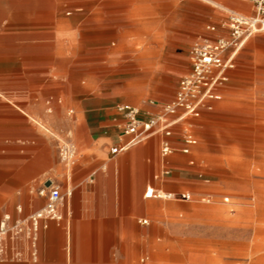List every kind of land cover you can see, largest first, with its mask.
I'll return each instance as SVG.
<instances>
[{
    "label": "crops",
    "instance_id": "1",
    "mask_svg": "<svg viewBox=\"0 0 264 264\" xmlns=\"http://www.w3.org/2000/svg\"><path fill=\"white\" fill-rule=\"evenodd\" d=\"M205 1L228 9L226 19L231 12L255 14L248 0ZM164 5L168 7L162 11ZM175 5L176 0H0V222L6 215L15 223L38 212L55 186L64 195L72 192L60 207L63 219L42 221L36 241L27 235L8 241L0 264H140L139 250L153 243L145 240V225L160 217L159 197L148 198L147 192L192 196L182 191L192 178L187 165H195L187 161L192 151L182 153L183 126L170 138L173 157H157L162 136L112 156L110 149L119 142L126 120L114 109L113 91L97 90L96 82L86 77L88 71H82L91 67L88 59H74V54L94 53L97 38L107 45L113 36H128L130 29L121 22L144 20L146 13L154 20L162 15L171 20ZM215 34L207 39L216 40L223 32ZM188 64L184 76L191 72L189 53ZM232 72L228 83L216 90L212 112L221 106ZM175 94L141 109L157 114ZM49 102L54 117H61L58 122L49 116ZM67 107L72 115L65 116ZM188 122L192 129L197 126ZM50 124L56 129L52 156L46 130ZM69 133L78 154L73 164L59 158L58 141ZM106 156L109 162L103 165ZM164 168L171 174L162 175ZM141 216L145 218L137 223Z\"/></svg>",
    "mask_w": 264,
    "mask_h": 264
},
{
    "label": "rangeland",
    "instance_id": "2",
    "mask_svg": "<svg viewBox=\"0 0 264 264\" xmlns=\"http://www.w3.org/2000/svg\"><path fill=\"white\" fill-rule=\"evenodd\" d=\"M175 7L171 20L163 15L154 20L146 13L144 20L121 22L130 29L128 36H113L107 45L97 38L94 53L74 54L75 60L90 62L82 71H88L97 90L113 91L114 109H144L152 100H170L190 71L191 45L216 37L213 26L227 35L223 24L228 9L205 0H176ZM237 61L219 109L188 118L197 123L198 144L187 157L195 165H187L192 178L182 191L190 192L192 200L184 203L162 193L160 217L146 218L145 240L153 243L139 250L140 264H264V33L245 45ZM71 109L65 108V116ZM47 127L52 156L56 129ZM67 139L58 141L60 160V146ZM108 160L106 156L103 165Z\"/></svg>",
    "mask_w": 264,
    "mask_h": 264
},
{
    "label": "built area",
    "instance_id": "3",
    "mask_svg": "<svg viewBox=\"0 0 264 264\" xmlns=\"http://www.w3.org/2000/svg\"><path fill=\"white\" fill-rule=\"evenodd\" d=\"M253 3L255 14L246 16L231 12L223 24L227 35L221 34L216 40L203 39L196 41L189 51L191 72L184 76L178 84V89L172 101L161 104L157 114L143 112L142 109L131 105H119L118 112L125 118L126 123L120 135L119 142L110 149L112 156L123 154L152 137L162 136L161 157L163 160L172 155L176 149L170 138L175 128L183 126L182 140L185 147L182 153L190 154L192 147L198 144L188 118H200L205 112L214 110V102L218 99L216 90L225 86L229 81V72L236 68V59L252 37L264 33V0H248ZM217 32L216 26L210 27ZM152 104L158 105L156 101ZM51 102L48 112L52 113ZM73 111L69 112L72 115ZM61 161L73 164L77 157V149L69 133L68 139L60 146ZM167 168L162 175H170ZM44 195V192H41ZM72 192L62 194L60 187H53L47 194L46 205L28 218L12 223L11 216L6 215L0 222V258L4 259L8 252V241L18 240L27 235L33 241L37 240L38 230L42 221H61L63 216L60 207L66 197ZM159 197L148 191L146 197ZM178 197L179 200L190 202V194L180 196L169 195V198ZM147 224V221H144ZM35 256V255H34ZM17 257H19L17 255ZM34 264H38L37 261Z\"/></svg>",
    "mask_w": 264,
    "mask_h": 264
},
{
    "label": "bare ground",
    "instance_id": "4",
    "mask_svg": "<svg viewBox=\"0 0 264 264\" xmlns=\"http://www.w3.org/2000/svg\"><path fill=\"white\" fill-rule=\"evenodd\" d=\"M151 193L153 194V192L151 191ZM159 195H160V198L162 197V193L159 192ZM166 198H169V195L168 196H165ZM150 198V197H149Z\"/></svg>",
    "mask_w": 264,
    "mask_h": 264
}]
</instances>
